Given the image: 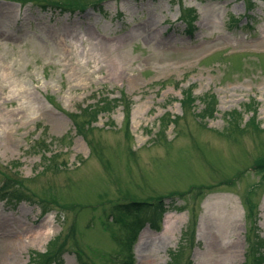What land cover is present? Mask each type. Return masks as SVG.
Segmentation results:
<instances>
[{"label":"rangeland","instance_id":"obj_1","mask_svg":"<svg viewBox=\"0 0 264 264\" xmlns=\"http://www.w3.org/2000/svg\"><path fill=\"white\" fill-rule=\"evenodd\" d=\"M0 264H264V0H0Z\"/></svg>","mask_w":264,"mask_h":264},{"label":"trees","instance_id":"obj_2","mask_svg":"<svg viewBox=\"0 0 264 264\" xmlns=\"http://www.w3.org/2000/svg\"><path fill=\"white\" fill-rule=\"evenodd\" d=\"M138 205V202H131L130 206H127V208L129 207L130 209H134L135 207H138Z\"/></svg>","mask_w":264,"mask_h":264}]
</instances>
